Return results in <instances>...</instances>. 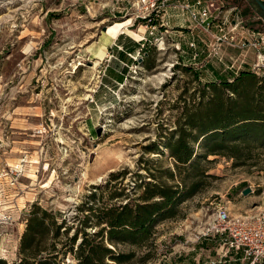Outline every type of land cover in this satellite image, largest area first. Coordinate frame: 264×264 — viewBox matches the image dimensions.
Listing matches in <instances>:
<instances>
[{"label": "rangeland", "instance_id": "rangeland-1", "mask_svg": "<svg viewBox=\"0 0 264 264\" xmlns=\"http://www.w3.org/2000/svg\"><path fill=\"white\" fill-rule=\"evenodd\" d=\"M217 1L243 27L238 39L245 29L264 32L253 0ZM162 21L147 27L134 0H0L5 264H80L84 238L86 249L100 243L129 256L115 264H202L200 251L188 247L217 246L201 235L217 205L234 215L264 210V123L238 124L220 136L211 130L203 139L186 124L192 117L214 126L218 104L240 119L239 98L222 81L243 70L260 80L250 103L264 113V85L253 68L258 51L224 44L213 54L209 34L185 13L170 8ZM180 133L194 151L189 163L167 147ZM206 145L218 154L204 155ZM154 184L177 192L152 237L110 241L109 210L145 202Z\"/></svg>", "mask_w": 264, "mask_h": 264}, {"label": "built area", "instance_id": "built-area-1", "mask_svg": "<svg viewBox=\"0 0 264 264\" xmlns=\"http://www.w3.org/2000/svg\"><path fill=\"white\" fill-rule=\"evenodd\" d=\"M264 2V0H261ZM139 17H144L154 30L157 20L161 22L172 8L186 14L187 20L203 33L209 34L213 42L212 52L218 54L224 44L239 48H254L258 51L259 62L254 65L264 80V32L245 29L236 18L229 20L224 15V5L217 0H134ZM236 7H232V12ZM163 22L162 24H166ZM215 28V31H213ZM153 30L150 32L152 33ZM194 40V39H193ZM195 48L194 41L189 43ZM122 48V47H121ZM123 49V48H122ZM131 55V53H128ZM197 53L194 54L196 56ZM202 236L216 238L217 246L201 247L200 257L205 256L202 264H264V210L257 213L231 214L230 207L219 204L212 220L203 228ZM214 252V253H213Z\"/></svg>", "mask_w": 264, "mask_h": 264}, {"label": "trees", "instance_id": "trees-1", "mask_svg": "<svg viewBox=\"0 0 264 264\" xmlns=\"http://www.w3.org/2000/svg\"><path fill=\"white\" fill-rule=\"evenodd\" d=\"M120 37V36H119ZM128 46V45H127ZM128 49H132L130 46ZM123 51H128L127 49H122ZM131 53V52H129ZM255 73L250 71H241L239 76H237L232 82L222 81L224 86L230 87L233 93H236L239 98L240 108L235 111L234 115L240 117L238 120H231L230 117L231 110L227 108L225 111L221 109V104L212 111V115L218 122L212 125L204 123H193L192 117L189 118L186 124L189 126L196 127L201 133V139L205 138L208 131L214 130L209 134L212 136H220L231 132L233 128H237L238 124L246 125H258L257 123H264V113L260 110L253 111L250 101L254 98L255 94L250 91V89L260 80H257ZM263 81V78L260 77ZM245 82V83H244ZM213 86V85H212ZM262 96V94H260ZM225 112V115L222 113ZM254 115V116H253ZM195 118V116H193ZM191 119V120H190ZM253 120V121H251ZM224 122V123H222ZM262 125V124H259ZM241 127V126H240ZM220 130V131H219ZM170 150L171 156L179 163H189L194 155L192 149H188L186 145V137L183 133H180L178 137L170 142L167 146ZM210 154H218V148L216 145H206V150L204 155L208 156ZM177 191L168 188L164 189L163 186L154 184V188L148 189L146 191L145 202L137 203L131 205L130 203L122 206V209L118 211L116 209H111L108 212L109 215V229H108V239L112 242H130L132 244H143L147 242L153 234V225L156 218L160 215H166L170 212L168 208L171 200L174 198ZM155 196L160 197V199H155ZM118 211V212H114ZM89 217V215H88ZM33 221L35 217H32ZM30 226V225H29ZM32 230V225H31ZM32 232V231H31ZM99 235V234H98ZM32 235L26 236L24 244L25 248H31ZM84 241L81 242V258L80 264H115V262L122 263L125 258L129 257L127 254L114 253V250L110 247L104 246L102 244H96L90 248H84ZM100 248V250H97ZM88 251V253H85ZM100 254V255H99ZM114 261V263L107 262L106 258ZM0 264H5L2 259H0ZM18 264H25L21 261Z\"/></svg>", "mask_w": 264, "mask_h": 264}, {"label": "crops", "instance_id": "crops-1", "mask_svg": "<svg viewBox=\"0 0 264 264\" xmlns=\"http://www.w3.org/2000/svg\"><path fill=\"white\" fill-rule=\"evenodd\" d=\"M203 244V243H202ZM209 245H199V244H193V246H189L188 248L191 250H199L201 247H208ZM193 253L195 252H191L187 257L191 260ZM194 258V257H193ZM202 260H205V256H202ZM187 261V260H186ZM189 262V261H188ZM190 264V262L188 263Z\"/></svg>", "mask_w": 264, "mask_h": 264}, {"label": "water", "instance_id": "water-1", "mask_svg": "<svg viewBox=\"0 0 264 264\" xmlns=\"http://www.w3.org/2000/svg\"><path fill=\"white\" fill-rule=\"evenodd\" d=\"M256 5L258 6V8L262 11V13L264 14V2L261 0H253ZM249 189H245L244 193H247Z\"/></svg>", "mask_w": 264, "mask_h": 264}, {"label": "bare ground", "instance_id": "bare-ground-1", "mask_svg": "<svg viewBox=\"0 0 264 264\" xmlns=\"http://www.w3.org/2000/svg\"><path fill=\"white\" fill-rule=\"evenodd\" d=\"M131 32V31H130ZM134 33V32H133Z\"/></svg>", "mask_w": 264, "mask_h": 264}]
</instances>
